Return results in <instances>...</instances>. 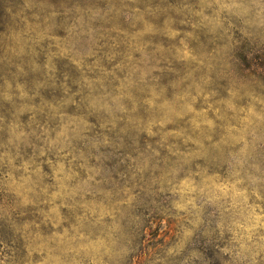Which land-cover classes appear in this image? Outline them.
Here are the masks:
<instances>
[{"label": "rangeland", "instance_id": "374dc122", "mask_svg": "<svg viewBox=\"0 0 264 264\" xmlns=\"http://www.w3.org/2000/svg\"><path fill=\"white\" fill-rule=\"evenodd\" d=\"M0 264H264V0H0Z\"/></svg>", "mask_w": 264, "mask_h": 264}]
</instances>
